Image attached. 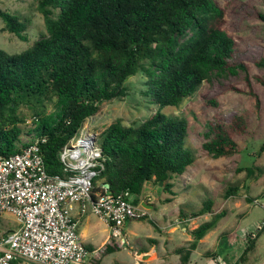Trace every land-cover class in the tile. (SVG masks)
<instances>
[{
  "label": "trees",
  "instance_id": "1",
  "mask_svg": "<svg viewBox=\"0 0 264 264\" xmlns=\"http://www.w3.org/2000/svg\"><path fill=\"white\" fill-rule=\"evenodd\" d=\"M36 1L46 33L21 53L0 49V155L20 153L39 140L51 176L64 175L62 149L102 111L105 102L127 96V81L139 72L145 74L149 93L160 107H180L211 81L214 72L249 74L248 64L233 61L237 41L225 30L226 11L217 0ZM0 19L4 30L26 40L23 33L28 20L1 7ZM254 65L264 70V55ZM254 80L264 86V76L255 75ZM249 94L260 103L252 88ZM207 104L218 106L216 100ZM248 126L246 112L230 121L222 117L208 121L202 150L215 158L240 154L236 138ZM189 127L186 118L160 111L141 124L126 126L121 120L111 124L98 138L106 169L93 182V198L105 191L112 195L129 191L132 203L140 206L149 182L175 195L170 181L196 161L194 151L186 145ZM24 137L30 140L22 145ZM263 151L264 146L258 153ZM246 169L250 174L254 170L264 173L258 167ZM237 191L230 186L226 196ZM212 205L207 200L192 215L211 214L209 221L191 232L192 248L225 217L224 211L217 212ZM255 238L253 233L247 236L250 246L241 261L255 245ZM112 243L106 244V250ZM206 256L219 258L216 252Z\"/></svg>",
  "mask_w": 264,
  "mask_h": 264
},
{
  "label": "rangeland",
  "instance_id": "2",
  "mask_svg": "<svg viewBox=\"0 0 264 264\" xmlns=\"http://www.w3.org/2000/svg\"><path fill=\"white\" fill-rule=\"evenodd\" d=\"M217 1L226 11L225 30L237 41L233 61L248 64L249 74L239 71L236 75L223 76L214 72L211 81L204 83L180 107H160L149 93L145 74L139 72L127 81L128 95L105 102L102 111L86 122L85 129L99 138L117 120L126 126L137 125L157 111L166 116L186 118L190 123L186 145L194 151L196 161L182 176H175L170 181L179 202V207L174 210L179 212L180 208V211L190 215L184 217L180 214V218H190L186 225L190 223L191 229L207 221L203 215L192 216L203 209L205 201L210 200L217 212H225V217L210 232L207 241L199 245L201 252H216L220 258H201V264L208 261H211L208 264H264V228L258 230L264 219V173L254 170L250 174L246 169L258 167L264 171V151L258 153L264 146V86L254 80L255 75L264 76V70L254 65L264 55V20L260 16L264 15V0ZM0 7L24 21L28 20L27 30L23 33L26 40H23L4 30L5 24L0 19V49L10 54L21 53L46 33L44 17L38 10L36 0H0ZM251 88L258 94L259 104L249 94ZM211 100H216L218 106L206 105ZM242 112L248 113L249 126L245 134L236 138L242 150L240 154L215 158L202 150L208 121L217 117L230 121L234 115ZM28 124H32L30 117ZM29 140V137H24L22 145ZM230 186L238 188V191L236 195L227 197L226 191ZM158 193L163 196L160 187L155 192ZM171 207L174 208L173 205ZM3 223L9 229L17 228L11 219H4ZM103 223L98 224L102 229ZM244 229L248 234L252 233L250 229L254 230V236L259 233V237L245 260L241 261L240 257L250 246ZM188 231L191 232L190 229Z\"/></svg>",
  "mask_w": 264,
  "mask_h": 264
},
{
  "label": "built area",
  "instance_id": "3",
  "mask_svg": "<svg viewBox=\"0 0 264 264\" xmlns=\"http://www.w3.org/2000/svg\"><path fill=\"white\" fill-rule=\"evenodd\" d=\"M78 135L60 153L63 176L48 174L39 140L20 153L0 155V228L8 216L17 224L0 230V264L84 263L90 251L80 235L75 206L81 216L93 213L107 222L120 239L128 222L150 216L145 206L132 203L129 191H105L93 198V182L105 171L106 158L98 137L85 126Z\"/></svg>",
  "mask_w": 264,
  "mask_h": 264
},
{
  "label": "crops",
  "instance_id": "4",
  "mask_svg": "<svg viewBox=\"0 0 264 264\" xmlns=\"http://www.w3.org/2000/svg\"><path fill=\"white\" fill-rule=\"evenodd\" d=\"M158 187L163 190L162 185L155 182L146 184L140 205L148 209L149 219L128 222L124 227V237L122 239L115 237L111 239L113 237L112 230L107 222L93 213L81 216L79 207L75 206L73 213L80 220L79 232L90 251L89 259L81 264H201V258H211L204 255L210 251L201 252L199 249V245L207 241L211 231L198 242L195 248H192L191 244L194 238L191 232L194 229L190 228V223L186 225L190 218H180V214L184 217L189 214L180 211V208L179 212H175L174 209L179 207V202L175 198L176 194L173 195L164 190L163 196L160 193L155 194ZM147 198L151 199L148 203L145 201ZM168 198L171 201L165 202ZM203 216L206 217L207 221L211 219L210 213ZM5 219L14 221L9 216ZM150 220L154 221L156 225L150 223ZM99 222H104L103 229L98 226ZM3 229H9L7 224H3ZM189 229L191 232L188 231ZM258 230H261L259 226ZM249 231L255 232L251 229ZM244 232H246L245 229ZM247 235L249 234L247 233ZM253 235L255 234L253 233ZM258 237L259 233L256 235L255 240ZM109 242H113L112 246L109 250H106L105 246ZM186 249H190L192 252L187 254ZM210 262L208 261L206 264Z\"/></svg>",
  "mask_w": 264,
  "mask_h": 264
},
{
  "label": "water",
  "instance_id": "5",
  "mask_svg": "<svg viewBox=\"0 0 264 264\" xmlns=\"http://www.w3.org/2000/svg\"><path fill=\"white\" fill-rule=\"evenodd\" d=\"M107 188H109V184H104Z\"/></svg>",
  "mask_w": 264,
  "mask_h": 264
}]
</instances>
